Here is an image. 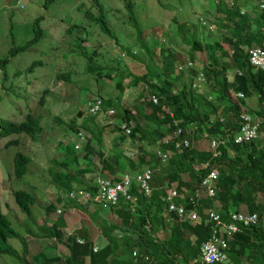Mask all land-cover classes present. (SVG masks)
<instances>
[{
  "label": "rangeland",
  "instance_id": "rangeland-1",
  "mask_svg": "<svg viewBox=\"0 0 264 264\" xmlns=\"http://www.w3.org/2000/svg\"><path fill=\"white\" fill-rule=\"evenodd\" d=\"M226 1L230 3L231 0ZM18 2L21 3H17V0H0V120L18 122L28 113L42 115L43 129L37 139H32L25 133H11L0 137V205L20 235L19 238L8 240L18 256L0 254V264H44L45 259H50L51 264H60L64 262L65 257L72 255L68 235L75 236V241L79 244L83 243V236H86L92 242V251H96L104 244L96 225L101 222V217L120 224V218L109 206L90 201L76 202L65 192L62 197L59 196L52 181V172L64 169L61 160L68 155L65 145L74 144L77 156V164H73L71 168L76 170L72 189H85L94 183L98 176L117 178L124 172H131L130 161L137 162L145 155L146 150L154 149L157 143H153L148 134L146 137L140 135L137 139H130L128 135L134 122H131V126L124 122L120 124L119 112L107 104L101 103L100 110L95 113L89 112L88 101H97L94 98L98 97L97 95L104 99L115 97L116 104L121 106L118 109L126 108L133 113L135 121L141 128L149 132L160 131L155 129V122L147 118L151 109L148 106L149 101L156 104L157 100L145 89L144 80L139 81L136 87H131L127 85L130 76H126L122 83L123 91L115 94L112 83L103 89L104 92H112L110 95L101 91L100 80L98 81L100 90L96 93L93 78H85L83 67L86 61L80 55L81 52H89L94 47L93 64L101 68L102 46L110 57L113 54L115 58L121 60L119 62L121 69L126 67L135 75H145V66H151L154 61L148 51L140 48L138 42H134L131 36L134 32V35H137L138 28L145 36L158 35V43L154 47L158 60L161 57L160 43L174 50L177 62L172 77L176 76L178 83L187 84L192 77L189 67L192 63V66L199 68L205 64L206 50H195L194 58H190L188 51L191 45L182 40L188 31L185 29V33H181L178 24H186V27L194 29L197 36H201V28L195 30L191 23L195 25L198 19H203L205 21L203 25L207 26L205 31L213 34L205 37V40L210 42L217 41V38L226 32L212 24L216 19L214 16L218 14L210 0H55L48 9L42 7L43 0ZM261 2L264 0H257L256 4ZM98 5L103 9L102 13L109 22L113 38L102 32L93 21V13L98 10ZM257 9L261 10L260 6ZM87 12L92 16L87 15ZM38 16L43 17L40 22L43 37L28 49L8 56L9 48L24 45L32 38V23ZM69 27H72L71 33L67 30ZM79 36L87 38L76 45V37ZM252 43L256 44L255 41ZM148 44L151 47L154 42L149 41ZM221 46L222 49H218L217 54L223 57L222 60H229V55L223 56V51L230 54L229 45L222 40ZM126 50L135 51V55L129 56ZM6 56L8 57L6 64L2 67L1 61ZM37 60L42 64L30 69L31 63ZM233 71H229L230 79ZM199 75L197 72L195 80L191 82L193 89L200 93L209 92V83L205 78L198 80ZM92 76L94 77L93 73ZM45 90L48 93L43 95ZM230 94L232 99L239 95L234 92ZM241 109L242 113L248 115L254 122L264 123L263 117L257 115L261 113V104L255 96L245 98V104ZM162 110L168 109L164 106ZM207 110L210 117H215L213 107H208ZM87 116L91 117L87 125L89 127L92 125L93 131H89V127H79L78 138H75L72 127L80 126ZM194 127L193 122L190 128ZM172 135L173 133L165 136L162 141L171 138ZM8 141L17 143L6 146ZM189 141L196 148H210L209 137L205 133L197 134L193 143ZM17 152L30 156V170H34L33 173L27 171L21 177L14 174L13 157ZM201 166L203 165H194L196 169ZM156 174L161 176V170ZM182 177L187 179L189 176L182 173ZM164 179L162 184L164 189L175 188V183L167 185L166 178ZM18 189L34 195V203L29 214L21 211L11 196V190ZM201 196H206V192L202 190ZM263 200L264 194L258 193L257 201ZM74 202L77 204L74 205ZM214 207L217 210L220 208V203L216 199ZM237 210L248 211L245 203L240 204ZM59 217H62L65 223L58 227L62 237H50L45 228L55 223ZM199 219L190 222L194 224L199 222ZM167 233V228L158 227L156 235L164 238ZM184 235L188 236L189 233L185 232ZM57 257L60 261L56 259ZM73 264H89L88 258L86 256L82 259L76 258Z\"/></svg>",
  "mask_w": 264,
  "mask_h": 264
},
{
  "label": "trees",
  "instance_id": "trees-1",
  "mask_svg": "<svg viewBox=\"0 0 264 264\" xmlns=\"http://www.w3.org/2000/svg\"><path fill=\"white\" fill-rule=\"evenodd\" d=\"M210 1L218 15L214 16L216 18L214 23L208 22L226 32L225 35L217 38V41L205 40V37L213 34L205 31L207 26L203 25L200 19L195 25L191 23V26L195 27V30L201 28V36H197L194 29L186 27V24H178L181 33L184 34L185 29L188 31L182 40L191 45L188 51L190 58H194L193 52L195 50H206V63L200 68L192 66L193 63L189 67L192 77L187 84L178 83L177 77H172L174 76L172 72L175 68V62H177V55L174 54V50L160 43L159 53L162 58L160 57L158 60L154 48L158 43V35L145 36L138 28L137 35H134V32L131 36L134 38V42H138L140 48L148 51L149 56L154 61L151 66H145V75H135L129 72L126 67L121 69L119 64L121 60L115 58L113 54L110 57L109 53L102 49V46L101 68L93 64L95 62L92 59V55L95 53L94 47L89 52H81L80 55L86 61L83 67L86 74L85 78H93L96 93L100 90L98 87L100 80L102 92L107 85L112 83V90L115 94L123 91L122 83L126 76H130L127 85H131V87H136L139 81L144 80L145 89L157 100L156 104L149 101L148 106L151 109L147 118L153 120L155 129H160V131L149 132L141 128L139 123L135 121L133 113L126 108L118 109L121 106L116 104L115 97L107 99L99 95L94 97L102 104H107L119 112L120 124L124 122L131 126V122H134V126H131L128 135L130 139H137L140 135L146 137L148 134L153 143H157H155L154 149L146 150L145 155L141 156L140 160L137 162L130 161L132 167L130 173L133 175L130 194L134 200L131 202L121 198L117 205L110 208L120 218V224L103 217H101L100 223H96L104 239L101 248L92 251V242L89 238L83 236V243L79 244L75 241V236L68 235L67 239L71 244L72 255L65 257L64 262L60 264H73L76 258L82 259L84 256L88 258L89 264H197L200 246L202 242L210 238L213 227L211 222L206 221L203 210L215 206V199L220 203L218 212L225 221L228 220L229 211L237 210L238 206L243 203L247 206V212L257 213L260 217L264 215V200L257 201V194H264V135H262L264 123L259 124L257 137L241 142L230 139L238 132L239 115L245 104V98L255 96L261 104V113H257V115L264 117V69L253 67L249 62L248 55L250 47L261 45L264 41V9H257V0H231L230 3L226 0ZM54 2L55 0H43L42 7L48 9ZM244 7L248 9L243 10ZM97 9L93 13L94 23L107 36L113 38V31L102 13L103 9L100 5L97 6ZM179 10L182 12L181 8ZM87 15H91V13L87 12ZM42 20V16L33 20L32 38L24 45L9 48L8 56L26 50L40 41L44 35L40 25ZM72 27L67 28L69 33H71ZM86 38L85 36L76 37L75 44L79 45V42L85 41ZM222 40L230 47V54L223 51V56L229 55V60H222L223 57L217 54V50L222 49ZM149 41L154 42L151 47H149ZM254 41L256 44L252 43ZM125 52L131 57L135 55L133 50H126ZM118 55L121 57L120 54ZM7 58L6 56L2 59V67L5 66ZM37 64L42 63L38 60L33 61L30 69ZM230 70H234L231 79L228 76ZM197 72H201L205 76L209 83V92L200 93L192 88L191 82L195 80ZM230 92L241 94L242 97L232 99ZM47 93V90L43 91V95ZM104 93L112 94V92ZM141 95L143 96V94ZM164 106L168 110H162ZM208 107H213L215 117H210ZM90 118L87 116L80 123V126L72 127L75 138H77L76 133L80 130L79 127H89L87 122ZM41 121L42 115L35 116L31 113H28L23 120L18 122L1 119L0 137H5L11 133H25L32 139H37L38 134L43 129ZM193 122L195 127L191 129L190 124ZM147 128L149 127L147 126ZM178 129L180 132L176 134ZM88 130L93 131L92 125ZM172 133L171 138L162 141L165 136ZM202 133H205L209 138L220 136L219 138L226 139L218 145L216 155H213L210 148H196L193 144L188 146L180 144L181 139L184 138L193 143L197 134ZM16 143V141H8L5 145ZM177 144L180 146L176 147ZM73 145H65L68 155L61 160L64 169L52 172L53 184L61 197L64 192L73 188L72 180L76 170L71 168L73 164H77L76 150ZM157 149L169 150L170 155L162 161L156 153ZM145 156L147 157L145 158ZM30 162V156L17 152L13 157L14 174L21 177L27 171L33 173L34 170H30ZM195 164L203 166L196 169ZM145 166L152 168L150 191L147 194L141 191L135 178V175ZM211 167L218 169V177L214 187L215 195L200 198L199 222L192 224L190 221L179 219L175 212L166 210L165 203L161 199L164 191L162 185L164 178H166L167 185L176 184L175 188L179 194H183L184 198L175 199L189 209L191 207L189 204L190 194L199 188L202 177L210 171ZM158 170H161V176H157ZM182 173L188 174L189 177L184 179ZM92 184L86 186L85 189L94 191V184ZM11 196L14 197L21 211L26 214L31 212V205L34 203L32 193L18 189L11 190ZM59 200H61L60 197ZM73 204L77 203L74 202ZM69 206L70 204L67 205V207ZM78 206L80 205L78 204ZM64 224L62 217H59L55 223L45 228L47 234L50 237L61 238L62 233L58 227ZM158 227L167 228L166 237L160 238L156 235ZM185 232L189 235L185 236ZM19 237L20 235L14 229L13 223L3 213L0 205V254H13L17 257V251L8 240ZM133 249L137 250L140 255H146L148 259L144 260L140 255L134 258L132 256ZM227 254L230 264H264V225L258 222L255 225L241 226L240 230L230 238ZM56 259L60 261V258L57 257ZM44 264H51L50 259H45Z\"/></svg>",
  "mask_w": 264,
  "mask_h": 264
},
{
  "label": "built area",
  "instance_id": "built-area-1",
  "mask_svg": "<svg viewBox=\"0 0 264 264\" xmlns=\"http://www.w3.org/2000/svg\"><path fill=\"white\" fill-rule=\"evenodd\" d=\"M258 8L264 9V2L257 4ZM202 24H205L203 19H200ZM211 27V26H209ZM249 62L250 64L258 69H264V44L254 45L248 49ZM190 63V62H189ZM181 66V65H180ZM197 76L198 80L205 78L200 72ZM193 88V83H192ZM242 97L241 94L236 96ZM97 100V99H96ZM155 103V99H153ZM88 111L95 113L100 110L101 102L88 101ZM239 120L240 126L238 132L232 136L235 142H241L249 140L253 137L258 136L259 124L254 122L248 115H245L240 111ZM264 119V117H263ZM261 124V123H260ZM180 129L177 130L176 134H179ZM79 131L76 133L78 138ZM220 136L210 137V150H212L213 155L218 152V145L223 143L226 139L219 138ZM168 140V139H167ZM163 140V141H167ZM181 145L188 146L190 141L187 138L181 139ZM177 144L176 147H179ZM156 153L159 155L160 159L164 161L170 155L169 150L157 149ZM152 169L148 166L143 167V169L135 175L137 183L141 191L144 194L149 193L150 186L149 180L151 178ZM218 177V169L216 167H211L210 171L202 177L199 188L195 190L194 193L189 196L190 208L187 209L183 203L177 201L175 198H184L183 194H179L176 188L164 189L161 199L165 203L167 211H173L177 214L179 219L185 221H196L200 218L198 212L199 200L202 197L201 191L206 192V196L213 197L215 195V184ZM133 181V175L130 172H124L119 177H107L98 176L94 180V191L87 189H69L65 193H68V197L76 202L90 201L102 206H115L118 204L121 198L133 201L134 197L130 194L131 183ZM61 209H58L60 211ZM203 214L206 215V221L213 224L212 233L210 238L202 242L200 246L198 262L197 264H230L229 257L227 254V249L229 247V240L232 235L240 230L241 226L255 225L261 222L264 225V215L262 217L257 213L244 212L242 210H231L228 213V220L222 219L218 210L213 206L206 210H203ZM140 254L137 250H132V256L137 258ZM144 260H147L146 255H140Z\"/></svg>",
  "mask_w": 264,
  "mask_h": 264
},
{
  "label": "clouds",
  "instance_id": "clouds-1",
  "mask_svg": "<svg viewBox=\"0 0 264 264\" xmlns=\"http://www.w3.org/2000/svg\"><path fill=\"white\" fill-rule=\"evenodd\" d=\"M17 3H21V2H18V0H17ZM23 5H21V7H22Z\"/></svg>",
  "mask_w": 264,
  "mask_h": 264
},
{
  "label": "crops",
  "instance_id": "crops-1",
  "mask_svg": "<svg viewBox=\"0 0 264 264\" xmlns=\"http://www.w3.org/2000/svg\"><path fill=\"white\" fill-rule=\"evenodd\" d=\"M103 239V238H102ZM103 241H104V239H103Z\"/></svg>",
  "mask_w": 264,
  "mask_h": 264
}]
</instances>
